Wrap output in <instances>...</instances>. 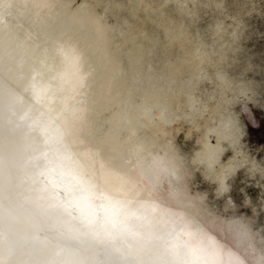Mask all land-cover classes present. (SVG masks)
<instances>
[{
  "label": "bare ground",
  "instance_id": "obj_1",
  "mask_svg": "<svg viewBox=\"0 0 264 264\" xmlns=\"http://www.w3.org/2000/svg\"><path fill=\"white\" fill-rule=\"evenodd\" d=\"M111 1L0 0V242L13 260L7 264H95L90 257L110 248L134 263L176 264L177 249L165 243L168 221L158 212L189 202L181 184L190 171L202 168L219 195L239 169L264 174L242 144L241 112L262 100L246 75L252 67L232 68L244 57L243 17L224 13L225 0L188 5L183 15L193 23L199 6L231 19L219 17L207 41L160 0L161 37L119 17L122 6ZM127 1L133 12L148 3ZM243 3L253 10L251 0ZM174 43L176 55L167 49ZM180 122L190 124L187 134L201 133L189 161L162 140ZM227 149L233 154L223 161ZM38 171L54 177L76 206L39 189ZM164 184L165 198L158 194ZM208 232L209 247L198 248L183 230L182 243L202 264L219 254ZM220 232L224 263L262 264L264 240L249 223L231 219ZM53 241L68 250L57 251Z\"/></svg>",
  "mask_w": 264,
  "mask_h": 264
},
{
  "label": "rangeland",
  "instance_id": "obj_2",
  "mask_svg": "<svg viewBox=\"0 0 264 264\" xmlns=\"http://www.w3.org/2000/svg\"><path fill=\"white\" fill-rule=\"evenodd\" d=\"M114 1L122 6L121 11L120 9L118 11L119 17L129 20L134 26L143 28L150 34L162 37L161 28L158 26L163 21L160 12V8H162L160 0H148L147 4L142 3L141 6L136 7L134 12L132 11L133 6L127 0H112L111 2ZM243 2L248 3L250 0L248 2L225 0L224 13L238 18L243 17L241 18L243 23L240 26L242 32L238 43L244 57H240L239 63L232 64L234 66L232 68H235L234 71L236 72H241V67H252L246 75L254 78L260 86L262 100L248 103L252 117L242 111L241 104L238 105V108L242 111L241 117L245 130L242 144L252 158L255 157L264 165V0H251L253 10L250 11L244 8L246 4ZM163 9L176 22L184 20L192 35L199 31L205 35L206 40L209 37L213 23L219 17L224 18L225 23L231 22V19L222 17L220 12L204 6H199L200 11H198L195 23L192 22L190 17L183 15L184 12H178L174 4L169 3ZM177 44L174 43L167 47V49H171L170 54L176 55ZM246 59L251 62L247 63ZM205 86L207 89L211 87L209 82ZM189 127L190 124L187 122L175 124L168 135L162 139L169 143L172 142L173 147L179 150L188 161L198 148L197 137L201 135L196 130L192 131V134H187ZM211 140L215 142L214 138ZM232 154V150L227 149L222 156L223 161H226ZM190 172L191 175H187L182 184V189L187 194L184 197L189 202H186L183 207H171L169 210L161 209L167 215V220L171 224H176L178 219L181 220L182 225L195 237L202 233H209L208 231L213 232L217 242L216 245L221 246L225 238L220 229L224 227V223L232 218L242 219L250 224L256 238L259 234L264 240V208L262 207L264 203V174L261 176L259 174L250 175L244 168L239 169L234 178L230 180L229 190L219 195L216 192L215 182L203 175L202 168H194ZM166 189L167 184H164L160 190L161 193H158L159 196L165 198ZM225 204H228V206L225 207ZM173 215H176L177 218ZM253 241L256 243V240ZM226 243L228 242L226 241ZM256 244L260 247L258 243Z\"/></svg>",
  "mask_w": 264,
  "mask_h": 264
},
{
  "label": "water",
  "instance_id": "obj_3",
  "mask_svg": "<svg viewBox=\"0 0 264 264\" xmlns=\"http://www.w3.org/2000/svg\"><path fill=\"white\" fill-rule=\"evenodd\" d=\"M29 79H31V75L29 76ZM40 92L39 91H36V94L37 96H39ZM71 174L78 179V175L72 173L73 172V169H71ZM36 179L34 180V183H36V185H38V188L39 189H42V191H48L51 196H55V197H60V200L58 201L59 203H64V205H66L67 207H71L72 209L76 206V204H74V202L72 201V199L70 198L69 194H65L64 193V190L61 189V186L58 185L53 177V181L50 180V177H45V174L38 171L37 174H36ZM148 177L152 178V176L150 174H148ZM74 178V179H75ZM182 185V184H181ZM69 198L71 202L69 201H65V199ZM89 202H91L90 200H88ZM85 203V201H83ZM100 201H96V202H93L97 207L99 206L100 207V204L98 203ZM86 203H87V200H86ZM68 204V205H67ZM93 206V205H91ZM160 214V216L164 215L165 218H166V221L167 220V215L165 213H163V211L161 210L160 212H158ZM158 217V216H157ZM177 218V216H176ZM233 219V218H232ZM231 220V219H230ZM229 221V220H228ZM79 224H81V222H78ZM82 226V225H81ZM183 230H185L191 237L192 241L194 242L195 245L198 246V248L202 247L201 245L203 244L205 247H209L206 242L204 241L203 237L205 235V233H202L200 234L199 236L195 237L193 236L188 230L187 228H185L183 225H182V222L181 220H177L176 221V224H171L169 221L167 223V227H166V231L167 233L166 234H170L169 236L166 235L165 238L166 239V245L169 247V249L171 248H174V249H177L178 251V255H179V259H183V260H188V261H197L195 259V257H193L187 250L186 246L182 243L186 236H185V233H183ZM67 232V231H66ZM69 232V231H68ZM60 233V232H59ZM214 241H213V244L212 246H217L218 247V252L219 254H217V257L215 259V262L213 264H226L224 263V247L223 245H216V239L213 237ZM79 241V242H78ZM75 241L77 243H79L80 245L81 244H85V240L84 241ZM172 241L173 243L172 244H169V242ZM181 241V242H180ZM55 244H57V251H60L61 249L63 250L64 248L62 246H60L59 244L60 243H57L55 241H53ZM1 244V247H2V250H0V264H7V263H12L10 261H13L12 258L8 255V251H9V248L8 247H5V244L4 242H0ZM71 248H74V249H78V248H75L74 246H70ZM69 247V248H70ZM25 248V247H24ZM22 248V249H24ZM64 250H68V249H64ZM2 251V252H1ZM119 253V250L114 251L110 248V249H106V250H103V252H101L100 256H98L97 258H91V260L93 261H96L95 264H139V263H134L135 261H133L132 259H128L125 258L126 256L123 254ZM223 258V260L221 259ZM14 263V262H13ZM202 264V262H201ZM235 264V263H233Z\"/></svg>",
  "mask_w": 264,
  "mask_h": 264
},
{
  "label": "clouds",
  "instance_id": "obj_4",
  "mask_svg": "<svg viewBox=\"0 0 264 264\" xmlns=\"http://www.w3.org/2000/svg\"><path fill=\"white\" fill-rule=\"evenodd\" d=\"M211 3H215L216 0H210ZM166 3H171L176 5L178 12H185L188 5L192 6V9H195L200 3L201 0H166ZM220 4L222 6L223 0H220ZM192 9H187V11L191 12Z\"/></svg>",
  "mask_w": 264,
  "mask_h": 264
},
{
  "label": "snow or ice",
  "instance_id": "obj_5",
  "mask_svg": "<svg viewBox=\"0 0 264 264\" xmlns=\"http://www.w3.org/2000/svg\"><path fill=\"white\" fill-rule=\"evenodd\" d=\"M246 112L249 111V110H245ZM224 175H227V172L224 174ZM223 190V188H222ZM229 203H231V201H229ZM176 264H201V261L197 260V261H188V260H179L176 262ZM235 264H244V261L240 258H237L236 261H235ZM262 264H264V261H262Z\"/></svg>",
  "mask_w": 264,
  "mask_h": 264
}]
</instances>
